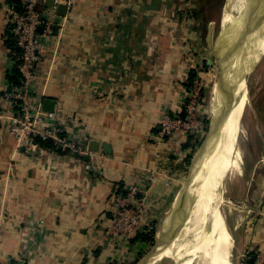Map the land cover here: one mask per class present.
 Here are the masks:
<instances>
[{
    "label": "crops",
    "instance_id": "obj_1",
    "mask_svg": "<svg viewBox=\"0 0 264 264\" xmlns=\"http://www.w3.org/2000/svg\"><path fill=\"white\" fill-rule=\"evenodd\" d=\"M18 1L0 0V264H135L152 248L137 233L158 228L181 195L199 144L188 131L162 137L161 120L184 114L191 73L205 58V30L193 15L201 0H71L58 24L57 8L41 5L55 25L32 91L43 106L54 101L56 122L84 154L20 147L10 131L6 94L22 86L9 78ZM132 183L149 188L145 219L125 241L108 227L113 197ZM230 187L229 212L240 210L229 220L236 258L262 264L264 149L246 154Z\"/></svg>",
    "mask_w": 264,
    "mask_h": 264
},
{
    "label": "bare ground",
    "instance_id": "obj_2",
    "mask_svg": "<svg viewBox=\"0 0 264 264\" xmlns=\"http://www.w3.org/2000/svg\"><path fill=\"white\" fill-rule=\"evenodd\" d=\"M225 4L219 49L226 84L219 76L213 87L210 85L214 127L231 91L234 99L223 128L208 139L193 166L185 192L188 204L182 211L174 207L158 232L162 237L167 231L168 236L156 247L155 260L164 253L176 264H234V236L221 204L229 184L242 173L244 159L238 141L249 102L245 75L264 48V0H226Z\"/></svg>",
    "mask_w": 264,
    "mask_h": 264
},
{
    "label": "built area",
    "instance_id": "obj_3",
    "mask_svg": "<svg viewBox=\"0 0 264 264\" xmlns=\"http://www.w3.org/2000/svg\"><path fill=\"white\" fill-rule=\"evenodd\" d=\"M21 1L22 9L13 13L12 34L21 50L15 64L22 75V86L6 94L13 100L14 116L11 119L10 131L20 147L28 142L34 143L35 137H39L43 140H54L64 151L84 154L85 147L75 138L63 134L62 126L56 122V112L46 111L42 98L35 97L32 91L38 78L36 73L38 64L44 59L48 48L47 41L54 33L55 14L41 9V5L46 0ZM58 2H65L69 5L71 0H56V4ZM203 94V81L200 75H197L189 86L184 114L173 115L165 112L163 115L162 137H169L177 131H188L195 134L203 132L205 122L200 111ZM148 188V185L132 183L125 186V192L113 197L115 218L108 227V234L121 237L125 241L131 238L145 219L142 195ZM257 258L263 264V254L258 255ZM10 264H21V259H14Z\"/></svg>",
    "mask_w": 264,
    "mask_h": 264
},
{
    "label": "rangeland",
    "instance_id": "obj_4",
    "mask_svg": "<svg viewBox=\"0 0 264 264\" xmlns=\"http://www.w3.org/2000/svg\"><path fill=\"white\" fill-rule=\"evenodd\" d=\"M225 3L226 0H201V4L204 5V7H206V11H207L206 24L204 27L205 37L202 39L203 41L202 53H204L205 58L199 64V66H197V71H198L197 75L198 76L200 75V78L202 79L204 85V94L201 100L200 111L203 117L205 116L209 118L210 123L208 125V128H206V124H205L204 126L205 129L203 130V132L199 133L198 138L200 142L195 148L193 155L200 148L204 140L208 137L207 135L210 130L213 119L212 111L209 110L212 102L211 100L213 97V92H212L213 90L212 88H210V85L211 87H213V83L217 81V79L220 76V65H219L218 57L220 56V49H219L220 37L223 33V28H224L222 26V16L226 5ZM186 13L189 14L188 12ZM250 67L251 68L249 69L246 75V80L249 90V102L242 118V132L240 134L238 141V147H240L239 149L242 151L243 159H245L246 154H248L252 150L253 153L255 152L257 153V150L261 152V150L264 149V48L262 49L261 57L259 58V60L253 66ZM204 109H206L205 112ZM191 163L192 161L188 165L185 172V181H184L185 183L190 174ZM187 183L189 185V182ZM230 185L231 184H229L228 190L231 189ZM229 192L230 191L226 192L225 194V200L221 204V210L224 212V214L225 213L227 214L226 217L228 218V223L230 226L229 220L232 221V217L240 213L239 212L240 210L239 211L238 209L234 210L235 212H232L233 214L229 212V207L231 205L229 202V197H230ZM180 197L181 195L175 201L174 203L175 205L179 201ZM174 204L171 205V207H169L168 211L164 213L161 220H159L158 228L155 227L156 230L155 241L158 235L157 232L163 226L164 223L163 218L170 214L172 208L175 207ZM149 250L150 249H148V251ZM147 252H145L144 255ZM144 255L138 258L135 264H138ZM236 256H237V252L235 247L234 264H243V262L239 261L240 259H238V257L236 258ZM173 263L176 264L175 260L168 255H165L160 259H156V260L154 259L151 262V264H173Z\"/></svg>",
    "mask_w": 264,
    "mask_h": 264
},
{
    "label": "water",
    "instance_id": "obj_5",
    "mask_svg": "<svg viewBox=\"0 0 264 264\" xmlns=\"http://www.w3.org/2000/svg\"><path fill=\"white\" fill-rule=\"evenodd\" d=\"M47 4L49 6H56L57 10H58V17L56 19V23L58 24L61 20V17L64 16L67 12V8H68V5L67 4H64V3H57L56 4V0H46ZM218 61H219V65H220V78H221V83L222 84H226V78H225V71H226V67H223V64H222V61H224V57L221 58L218 57ZM247 70H249V67L247 68ZM246 70V71H247ZM234 99V96H233V92L231 91V93H229V96L227 99H225V104H224V110L222 111V114L219 115V117L216 119L217 123L214 127V124H213V119H212V123H211V127H210V130L208 132V137L204 140V142L202 143V145L200 146V148L196 151V153L194 154L193 156V159H192V163H191V170H190V174L187 178V181L184 185V188L182 190V193H181V197L179 199V201L177 202V205L175 206V209L176 210L177 208H179V211H182L184 207H186V205L188 204V201H189V194L188 196L185 195V187H186V184L187 182H189V179L190 177L192 176L193 174V166L194 164L196 163V161L199 160V158L201 156H199V154H202L203 153V149H204V146H206L207 144V141L208 139L216 134V133H219L220 130L223 128V125H224V122L226 120V117H227V113L230 109V103L231 101ZM54 106H55V103L53 100H50V99H46L44 101V109L46 111H54ZM229 114V113H228ZM219 121V122H218ZM92 150H96L97 148H91ZM184 192V194H183ZM165 233L162 234V237H160V235L156 237V241L154 243V245L152 246V248L143 256V258L140 260V262L138 264H151V262L155 259V256L157 255L156 253V247L158 246L159 242H162L163 239L168 236V233L167 231H164Z\"/></svg>",
    "mask_w": 264,
    "mask_h": 264
},
{
    "label": "trees",
    "instance_id": "obj_6",
    "mask_svg": "<svg viewBox=\"0 0 264 264\" xmlns=\"http://www.w3.org/2000/svg\"><path fill=\"white\" fill-rule=\"evenodd\" d=\"M21 4L18 1V7L16 8L17 10H21L22 9V5ZM206 12H207L206 11V7H204V5L201 4V7L199 9H197L196 11H194V13H193L194 17L197 18L198 21H200V25H201L202 29H204L205 24H206V17H207ZM12 36L14 37L13 34H12ZM9 46H10V48L13 51L16 52V54L20 53L21 50H20V48L18 47V45L16 43L15 37H14V42H11V44ZM196 75H197L196 71H193L191 73V77H190V81H189L188 86H190L192 84V80L195 78ZM9 78H10V82L12 83V87L21 85L22 75H21V73L19 72V70L17 68L14 70L13 75H11ZM203 118H204V122L206 124V128H208L210 120H209V118H207L205 116ZM0 127H1V123H0ZM197 142L199 143L200 141H197ZM34 143L35 144H39V145L44 146V147H47V148L57 149V150L60 151L59 147H57V144L54 142V140H50V139L49 140H43V139H41L39 137H35ZM119 191L125 192L124 186L120 187ZM155 234H156V230H155V228H153L149 232L137 233L135 239L146 241V242H149L150 244L153 245L154 242H155Z\"/></svg>",
    "mask_w": 264,
    "mask_h": 264
}]
</instances>
